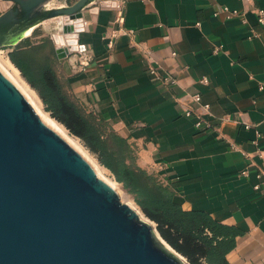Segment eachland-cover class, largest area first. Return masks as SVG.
Instances as JSON below:
<instances>
[{
	"label": "crops",
	"instance_id": "1",
	"mask_svg": "<svg viewBox=\"0 0 264 264\" xmlns=\"http://www.w3.org/2000/svg\"><path fill=\"white\" fill-rule=\"evenodd\" d=\"M222 4L245 9L244 19L214 16ZM257 7L264 0H124L118 21L113 0H92L79 33L88 64L73 68L53 57L72 99L126 139L135 165L167 186L183 210L201 211L234 233L229 264H264V188H253L264 164V25ZM150 63L171 71L177 85L159 84ZM191 92L209 103L216 129L197 128L182 114Z\"/></svg>",
	"mask_w": 264,
	"mask_h": 264
},
{
	"label": "water",
	"instance_id": "2",
	"mask_svg": "<svg viewBox=\"0 0 264 264\" xmlns=\"http://www.w3.org/2000/svg\"><path fill=\"white\" fill-rule=\"evenodd\" d=\"M3 1L0 45L61 18L55 53L76 67L92 0ZM0 264H189L1 69Z\"/></svg>",
	"mask_w": 264,
	"mask_h": 264
},
{
	"label": "trees",
	"instance_id": "3",
	"mask_svg": "<svg viewBox=\"0 0 264 264\" xmlns=\"http://www.w3.org/2000/svg\"><path fill=\"white\" fill-rule=\"evenodd\" d=\"M36 48L25 37L12 46L8 57L36 89L44 109L96 154L145 215L156 222L161 237L191 264H229L225 253L234 244V233L205 213L183 210L174 202L167 186L135 165L126 139L72 99L58 79L50 57L41 58ZM55 54L54 48L52 58Z\"/></svg>",
	"mask_w": 264,
	"mask_h": 264
},
{
	"label": "built area",
	"instance_id": "4",
	"mask_svg": "<svg viewBox=\"0 0 264 264\" xmlns=\"http://www.w3.org/2000/svg\"><path fill=\"white\" fill-rule=\"evenodd\" d=\"M124 4V0H113V6L115 7L117 11V20L122 21L123 16H122V7ZM256 11V16L257 20L259 23L264 25V7H257L255 9ZM245 9L240 10L239 8L236 7H230L226 4L218 5L214 10H213V15L218 16V15H223L225 18H231L234 16L241 17L243 20V13ZM129 33H133L134 31L132 29L127 30ZM117 30L112 29L109 33V35L106 36L107 38V46L111 47L113 45V37L116 35ZM221 48V46H215L214 51H218ZM175 51H172V55H175ZM90 60V54L87 51L84 52H78V60L76 62V67H71L77 68L78 64L80 63L81 65H87ZM148 71L151 74V76L159 83L162 85H167V86H176L177 85V78L171 71L168 69L162 67L159 64L155 63H150L148 66ZM200 81L204 83H208V78L206 76H203L200 78ZM264 86V81H261L259 83V87L262 88ZM184 96L188 97V102L184 105H182V114L186 117H191L193 119L194 125L197 128L201 129H216V126H213V124L210 122L208 119V115L210 114V105L208 102H204L202 100L201 94L199 92H191V93H185ZM226 118V117H223ZM245 127H249V123H244ZM258 135V132H257ZM232 147H234L232 145ZM255 152L257 153L258 156L262 157L263 153L262 150L257 146V143L255 141ZM242 175H248L249 171L247 168H244L241 171ZM255 177L257 181L253 184V188L255 190H261L264 188V164L260 165L258 169L255 172Z\"/></svg>",
	"mask_w": 264,
	"mask_h": 264
},
{
	"label": "rangeland",
	"instance_id": "5",
	"mask_svg": "<svg viewBox=\"0 0 264 264\" xmlns=\"http://www.w3.org/2000/svg\"><path fill=\"white\" fill-rule=\"evenodd\" d=\"M55 1L58 3V0H55ZM8 5H10V2H6V1H3V0H0V13L3 10H5L8 7ZM60 25H61V18H50V19L44 20L43 22H41L37 26H35V28L32 30V32L27 36V37H29L30 42L37 47L36 50H37L38 56H40L41 58L50 57L52 63H53V58H52L53 49L55 48V42H54V39H53V34L57 33V32H60ZM24 38H22L21 40H23ZM11 48H12V46L0 45V58H2V56H7L8 57V52L11 50ZM21 76H22V74H21ZM22 78L26 81V79L23 76H22ZM27 84L29 85V87H31L33 89V91L35 92L36 96L38 97L40 102L39 103L37 102V104H39L40 109L42 111H46L48 113V115L51 116L50 112L44 109V104L41 101L36 89L33 88L28 82H27ZM65 130H66V133L68 135H70L73 138V140L78 143V145L81 148L80 150L82 152H84L91 161H93L95 164H97V166L100 168L101 172L104 173L105 176H107L109 179L114 180L115 187L119 190L118 193H119L120 199L122 201H130V202H132L134 207L140 212L141 218H143V219H145V220H147L149 222L151 221L153 227L155 228V231L157 232L158 235H160L159 231L156 228V222L154 220L150 219L147 215H145V213L141 210L140 206L135 202L132 194L128 193L122 187L121 183L116 181V179H115L114 175L111 173V171L109 169H107L106 167H104L99 162L96 154L91 152L84 145L83 141L79 137L71 134L66 127H65ZM187 262L189 264H191L188 260H187Z\"/></svg>",
	"mask_w": 264,
	"mask_h": 264
},
{
	"label": "bare ground",
	"instance_id": "6",
	"mask_svg": "<svg viewBox=\"0 0 264 264\" xmlns=\"http://www.w3.org/2000/svg\"><path fill=\"white\" fill-rule=\"evenodd\" d=\"M28 31L29 30H26L24 33L27 34V33H29ZM0 69L21 89V91L24 93V95L27 97V99L33 105V107L36 109V111L41 115V117L44 120H46L50 125H52L55 129H57L64 137H66L67 140L71 144H73L77 149L80 150L81 148L78 145V143L76 141H74L73 138L66 133L65 127L60 122H58L56 119H54L53 117L49 116L46 111H42L40 109L39 104H37V102L38 103L40 102L39 99H38V97L36 96V94L33 91V89L31 87H29V85L27 84V82L22 78V76H21V74L19 72V69L12 63V61L9 59V57L2 56V58H0ZM82 153L87 157V155L84 152H82ZM91 162L95 166L98 174L101 177H103L105 180L109 181L114 186V189L118 193L119 190L115 187L114 180L109 179L107 176H105V174L101 172V170L97 166V164H95L93 161H91ZM128 202L133 205L132 202H130V201H128Z\"/></svg>",
	"mask_w": 264,
	"mask_h": 264
}]
</instances>
